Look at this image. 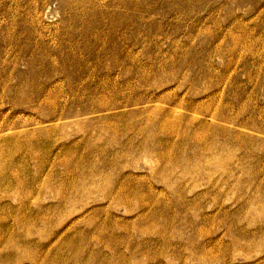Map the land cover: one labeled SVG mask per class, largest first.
Here are the masks:
<instances>
[{
	"label": "rangeland",
	"instance_id": "rangeland-1",
	"mask_svg": "<svg viewBox=\"0 0 264 264\" xmlns=\"http://www.w3.org/2000/svg\"><path fill=\"white\" fill-rule=\"evenodd\" d=\"M0 264H264V0H0Z\"/></svg>",
	"mask_w": 264,
	"mask_h": 264
}]
</instances>
